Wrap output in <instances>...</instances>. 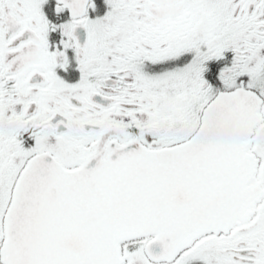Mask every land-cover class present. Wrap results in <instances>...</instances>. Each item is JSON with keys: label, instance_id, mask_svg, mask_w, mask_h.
Segmentation results:
<instances>
[{"label": "snow or ice", "instance_id": "6c2138e0", "mask_svg": "<svg viewBox=\"0 0 264 264\" xmlns=\"http://www.w3.org/2000/svg\"><path fill=\"white\" fill-rule=\"evenodd\" d=\"M0 264H264V0H0Z\"/></svg>", "mask_w": 264, "mask_h": 264}]
</instances>
